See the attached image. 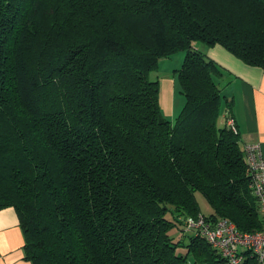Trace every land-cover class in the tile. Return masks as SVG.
<instances>
[{
	"label": "trees",
	"instance_id": "16d2710c",
	"mask_svg": "<svg viewBox=\"0 0 264 264\" xmlns=\"http://www.w3.org/2000/svg\"><path fill=\"white\" fill-rule=\"evenodd\" d=\"M195 41L264 67V0H0V209L33 264H224L186 230L197 192L210 219L263 228L223 67ZM180 50L172 121L150 75Z\"/></svg>",
	"mask_w": 264,
	"mask_h": 264
},
{
	"label": "crops",
	"instance_id": "0c3cea01",
	"mask_svg": "<svg viewBox=\"0 0 264 264\" xmlns=\"http://www.w3.org/2000/svg\"><path fill=\"white\" fill-rule=\"evenodd\" d=\"M203 51L223 67L224 92L232 98L231 115L243 146L258 142L264 155V67L244 62L221 44L205 45ZM24 247L25 236L16 209L1 208L0 264H33L25 257Z\"/></svg>",
	"mask_w": 264,
	"mask_h": 264
},
{
	"label": "built area",
	"instance_id": "2783aa9c",
	"mask_svg": "<svg viewBox=\"0 0 264 264\" xmlns=\"http://www.w3.org/2000/svg\"><path fill=\"white\" fill-rule=\"evenodd\" d=\"M227 124L237 130V123L232 116L228 118ZM245 149L249 187L257 198L264 222V155L258 142L246 143ZM185 226L186 230L204 236L223 256L224 264H242L248 256L254 257L256 264H264V226L255 232H243L227 217L212 220L203 213L188 217Z\"/></svg>",
	"mask_w": 264,
	"mask_h": 264
},
{
	"label": "rangeland",
	"instance_id": "374dc122",
	"mask_svg": "<svg viewBox=\"0 0 264 264\" xmlns=\"http://www.w3.org/2000/svg\"><path fill=\"white\" fill-rule=\"evenodd\" d=\"M205 45L206 44L201 41H195L194 43V46L196 48H200L201 50H203ZM185 55L186 50H180L176 53H172L169 56L160 58L158 69L153 71L150 75L152 79L159 80L161 108L164 115L172 121H175L177 119L176 115L179 114L185 103V96L182 92H180V88L178 85L179 81L177 74V69L182 66ZM224 83V80L220 83L221 89H225ZM169 94L171 95V97ZM171 103L172 107L169 106ZM220 120L221 118L219 119V123ZM241 145L243 146L242 142ZM196 194L203 214L209 215L211 212H213L214 208L206 199V197L201 192H197ZM167 215L171 216V213L169 212ZM183 232L184 231L180 228L179 225H175L170 230V234L174 237L175 240H186L187 238L186 236H184ZM178 252L182 254L186 253V247H180ZM188 264H193L191 259L189 260Z\"/></svg>",
	"mask_w": 264,
	"mask_h": 264
}]
</instances>
